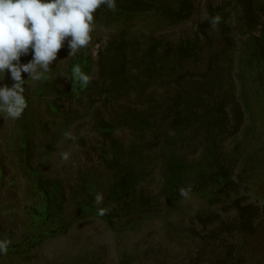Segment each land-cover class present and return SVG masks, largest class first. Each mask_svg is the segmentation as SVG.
<instances>
[{
	"label": "rangeland",
	"instance_id": "374dc122",
	"mask_svg": "<svg viewBox=\"0 0 264 264\" xmlns=\"http://www.w3.org/2000/svg\"><path fill=\"white\" fill-rule=\"evenodd\" d=\"M180 1L130 0L142 14L126 33L125 69L115 52L123 27L93 24L88 46L70 56L65 41L44 78L27 81L22 74L25 111L19 119L0 113V240L11 242L0 264H264V173L252 175L248 167V158L263 153L264 120L248 140L250 120L235 127L232 105L251 82L237 70L243 35L225 51L223 19L211 24L221 5L230 16L226 23H237L238 0H191L190 17L181 22L158 11L175 12ZM233 28L231 35L239 31ZM198 34L193 58L174 75L161 74L175 58L151 59L150 37L177 44ZM76 65L90 76L86 86L73 74ZM4 84H13L10 72L0 73ZM255 111L264 119L258 106ZM137 112L147 125L135 129L118 119ZM224 117L228 133L215 142L213 125ZM102 123L117 127L115 143L99 133ZM172 134L178 190L190 191L168 202L161 191ZM117 143L122 156L111 168ZM210 153L235 159L229 177L213 176ZM132 166L149 207L108 197ZM203 172L209 177L202 185Z\"/></svg>",
	"mask_w": 264,
	"mask_h": 264
},
{
	"label": "trees",
	"instance_id": "16d2710c",
	"mask_svg": "<svg viewBox=\"0 0 264 264\" xmlns=\"http://www.w3.org/2000/svg\"><path fill=\"white\" fill-rule=\"evenodd\" d=\"M236 7L238 11L236 12L237 23L235 24L234 22L233 24L226 23L230 16L229 13L225 11L223 5L215 9V16L218 14V16L223 19L225 51L234 49V47L237 46L235 38H239L238 36L240 34L243 35L242 39L239 41L240 44H242V47L241 57L237 62V70L238 74L243 75L247 80H250L251 82L249 84H246L244 89L241 88L239 101L233 103L232 107L234 109V115L237 117V125H235V127L240 128L242 122L245 123V121L247 120H250V122L253 124L252 126H250L251 131L249 132V135L246 139L248 140L249 136H252L256 133V130L259 127V125L257 124L260 123L261 120H264L262 118L257 119L255 111L256 106H258V109L261 112H264V21L262 20L264 18V1L258 2V4L255 5V0H238L236 2ZM192 10L193 1L191 0L180 1V6L175 12H173V10H169L168 7L165 8V6L158 7V11L164 15L168 14L170 20H172L173 22H181L187 20L190 17ZM171 12L175 15H173ZM141 14L142 12L139 9V5L131 3L130 0H116L115 11H111L107 7H101L94 14V25L101 26L103 28H110L112 26L123 27L121 34L118 35L119 42L117 41V43H115L116 56L122 61L121 68L125 69L127 61L126 54L127 50L130 48V44L126 39V33L130 28V25ZM236 24L239 31L237 32V34L231 35L234 29L233 26H235ZM246 35H249V37L246 41H243ZM200 36L201 35L198 34L193 39L183 40L177 44H172L168 41L150 37L152 44L150 46L148 54L149 56H151V59L155 56L159 57L162 54H164L166 59L174 56L175 59L172 65H165L161 69V74H164L165 76H172L175 74L178 68H182V63L184 61L193 58V51L197 46V41L198 39H200ZM81 62L82 61H80V63ZM84 66L87 65L84 63ZM149 107L150 109L152 108L151 104L148 105V108ZM219 108V112H222L221 110L224 109V105H219ZM118 119L120 122H122L121 124L124 125H128L127 122H129V125H132L135 129L141 127L142 125H147L146 121H148L147 117L139 114L138 112L137 114L133 115L129 113L126 117L118 116ZM223 120L224 121L216 122L213 125V127H216L212 131L215 142L216 139H218L220 136L228 133L226 120L228 121L229 119H227V117H224ZM209 123H211V121H209ZM155 125L156 124L153 123V126ZM149 127H151V125ZM116 129L117 127H114L112 123H102L99 129V133L105 138L112 140ZM113 143H115L114 139L112 140V144ZM167 144L170 147L169 159L164 161L163 163V169L165 170L166 178L163 189L161 191V195L165 197L168 202H171L172 200L178 199V186L182 183V176L177 169L178 160L176 158L175 152L177 138L174 134L169 136ZM241 145L242 144H239L238 148ZM117 146V148L114 146V148L116 149L115 161L109 164L111 168L115 162L118 163V160L122 156V147L118 143ZM206 160L209 161V167L211 168V170H215V174H213V176H219L222 179H226V177H229L232 172L230 162L235 159L229 158V155L224 153H210L206 157ZM248 162V167L250 168L252 175H256V173L258 172L264 173V149L262 154L260 153L259 155L248 158ZM120 175L122 174L118 172V178ZM207 177L209 176L203 172V174H199L197 179L200 178L203 185ZM139 186V181L136 177L133 166L129 167L128 173L124 174V176L121 177L119 183L116 182L112 186L110 190L111 193L110 195H108V197L117 198L119 201L131 200L133 201L134 205L149 207L152 200L150 201L149 199H147L145 192L141 190Z\"/></svg>",
	"mask_w": 264,
	"mask_h": 264
},
{
	"label": "clouds",
	"instance_id": "9594fccd",
	"mask_svg": "<svg viewBox=\"0 0 264 264\" xmlns=\"http://www.w3.org/2000/svg\"><path fill=\"white\" fill-rule=\"evenodd\" d=\"M116 10V0H0V73L10 72L13 84L0 86V113L19 119L27 107L25 87L27 81L44 78L58 53L67 41L70 56L88 46L93 31L94 14L101 8ZM220 17L211 20L215 26ZM70 38V39H68ZM31 54L32 59L22 64L21 57ZM69 56V57H70ZM24 73L29 79L23 78ZM80 84L90 83V76L79 65L73 69ZM65 138L72 139L69 131ZM64 160L69 154L62 152ZM190 188H180L179 194L187 198ZM98 193L95 203L102 202ZM106 210L99 209L101 215ZM11 242L0 240V253L6 255Z\"/></svg>",
	"mask_w": 264,
	"mask_h": 264
}]
</instances>
